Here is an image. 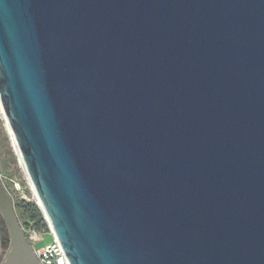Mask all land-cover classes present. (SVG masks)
I'll return each mask as SVG.
<instances>
[{"label": "water", "instance_id": "95a60500", "mask_svg": "<svg viewBox=\"0 0 264 264\" xmlns=\"http://www.w3.org/2000/svg\"><path fill=\"white\" fill-rule=\"evenodd\" d=\"M0 106L70 264H264V0H0Z\"/></svg>", "mask_w": 264, "mask_h": 264}, {"label": "rangeland", "instance_id": "374dc122", "mask_svg": "<svg viewBox=\"0 0 264 264\" xmlns=\"http://www.w3.org/2000/svg\"><path fill=\"white\" fill-rule=\"evenodd\" d=\"M0 178L7 191L12 196L18 219L22 227H28L32 223L23 214L20 207L22 201H33L37 204L34 191L29 184L20 159L16 154L11 135L8 133L6 120L0 106ZM48 230L42 231V239L35 243V249H40L53 242V235L48 225ZM1 252V257L3 256Z\"/></svg>", "mask_w": 264, "mask_h": 264}, {"label": "built area", "instance_id": "2783aa9c", "mask_svg": "<svg viewBox=\"0 0 264 264\" xmlns=\"http://www.w3.org/2000/svg\"><path fill=\"white\" fill-rule=\"evenodd\" d=\"M23 229L41 264H70L62 246L52 232L53 242L40 249H35L33 245L42 239V232L33 226L24 227ZM2 251L4 253L1 257ZM7 251V249L5 250L0 245V264H2Z\"/></svg>", "mask_w": 264, "mask_h": 264}, {"label": "trees", "instance_id": "16d2710c", "mask_svg": "<svg viewBox=\"0 0 264 264\" xmlns=\"http://www.w3.org/2000/svg\"><path fill=\"white\" fill-rule=\"evenodd\" d=\"M20 207L23 214L32 222L28 226H33L39 231H49L48 223L39 206L33 201H22ZM16 211V210H15ZM50 232V231H49ZM0 245L5 250L10 247V238L4 219L0 215Z\"/></svg>", "mask_w": 264, "mask_h": 264}, {"label": "bare ground", "instance_id": "6f19581e", "mask_svg": "<svg viewBox=\"0 0 264 264\" xmlns=\"http://www.w3.org/2000/svg\"><path fill=\"white\" fill-rule=\"evenodd\" d=\"M12 138V137H11ZM12 142H13V140H12ZM13 145H14V142H13Z\"/></svg>", "mask_w": 264, "mask_h": 264}]
</instances>
